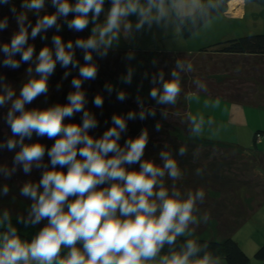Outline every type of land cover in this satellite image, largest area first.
Returning a JSON list of instances; mask_svg holds the SVG:
<instances>
[{"label":"clouds","instance_id":"1","mask_svg":"<svg viewBox=\"0 0 264 264\" xmlns=\"http://www.w3.org/2000/svg\"><path fill=\"white\" fill-rule=\"evenodd\" d=\"M51 2L55 11L40 15L45 0H21V8L26 11L16 14L17 30L10 43L0 44V52L5 54L0 63L19 67L21 61L31 60L34 68L28 67L27 72L39 74L29 75L18 92L0 77V107L8 105L4 119L12 133L6 141H0V147L19 149L12 167L0 165V173L10 176L17 166L25 173L33 167L43 168L39 180H28L20 187L21 195L31 203L26 216H17V221L25 225L43 224L31 239L22 238L9 211L0 213V264H220L207 241L199 243L196 238H188L176 246L177 237L191 236V225L209 219V212L200 209L206 197L205 188H187L182 192L175 186L176 179L184 173L170 151L159 153L162 163L142 159L149 140L146 128L135 138L127 137L120 143L127 121L137 116H154L153 108H146L138 96V112L113 113L111 126L102 135L89 134L98 121L85 108L87 97L81 85L97 74L93 52L106 55L121 36L128 37L134 30L160 22L168 14L167 0H111L106 12L105 0ZM11 11L16 13L15 6ZM29 12L37 16L34 24L28 19ZM102 12L104 18L100 20ZM69 13L74 15L69 18ZM131 15L136 16L135 22L129 19ZM61 18L76 31L94 23L86 38L65 42L54 34L53 46L42 47L33 58L34 45L28 43L29 37L34 38L52 26L59 29ZM7 26L8 17L0 18V30ZM75 48L84 50L87 63L79 64ZM17 52L21 53L19 60L15 58ZM132 55L128 53L129 57ZM57 62L66 68L79 64V75L71 80L75 90L67 94V103H54L43 109L26 108L38 94L47 93L48 78ZM193 68L191 60H177L170 73L172 78L165 79L163 71L154 74L152 82L157 86L150 89L149 95L157 104H174L181 92V72ZM132 74L129 67L122 78L130 82ZM68 75L69 71H65L64 76ZM195 83L198 89H207L204 80L196 78ZM105 88L111 92L113 86L105 84ZM126 95L123 90L117 92L118 99L123 100ZM103 99L97 94L93 103L101 106ZM215 103H219V98ZM76 112H82V122H64L65 117ZM189 120L192 134H199L213 123L212 117L205 118L203 113L192 114ZM156 128H160L159 122ZM34 133L56 138L50 147L38 141L26 143L25 138L30 140ZM185 152L186 148L181 146L179 153ZM45 153L50 158L47 162ZM137 162L138 169L129 167ZM195 171L199 175L203 169ZM166 176L172 180L171 188L165 186ZM8 191L7 184L0 187V195ZM165 245L168 250L162 252Z\"/></svg>","mask_w":264,"mask_h":264},{"label":"trees","instance_id":"2","mask_svg":"<svg viewBox=\"0 0 264 264\" xmlns=\"http://www.w3.org/2000/svg\"><path fill=\"white\" fill-rule=\"evenodd\" d=\"M177 1L167 0L171 8ZM198 1L197 8L189 14H178L172 8L181 36L185 39L192 37L212 19L226 13L231 0ZM246 1H252L264 7V0ZM46 2L51 3L50 8H48L49 11L40 10V15L55 11V6L51 0H45ZM12 6H15L16 13L11 11ZM21 11H26L21 8V0H8V3H0V18L8 17V26L0 30V44L10 43L12 34L17 30L16 14ZM68 15L71 18L74 14L69 13ZM36 18L37 16L34 13H28V19L33 24ZM58 22L61 25L59 29L52 26L46 31L38 33L34 38L29 37L28 43L34 45L33 58L42 47L53 46L52 36L54 34H59L65 42L68 40L75 41L78 37L86 38L90 34L88 26L82 31H76L69 28L63 18ZM42 35L45 38L42 39ZM131 52L133 53L131 57L124 51L116 52L110 49L103 56L93 52V60L97 64V74L95 78H91L92 85L88 83L89 85H81V87L87 97L85 108L89 111L95 106L93 99L97 93L94 90V84L99 85L102 89L100 95L104 99L103 106L98 112L101 118L96 126L98 132L103 133L111 126L113 113L126 115L129 110L138 112L137 97H141L144 106L153 108L155 115H146L144 119H140L139 116L129 119L127 128L123 133L135 138L141 129L146 128L149 133V140L145 146L142 159H151L156 163H162L159 153L170 151L184 173L176 179L175 186L180 188L182 192L187 188L195 189L196 187H204L206 190V197L200 205V209L201 212H209V219L206 222L191 225L193 228L191 236L181 235L177 237V248L184 240L196 238L199 243L207 241L209 250L216 256L222 257L225 264H249V257L239 244L233 240L232 235L253 212L264 204V153L258 151L257 148L247 151L239 146L195 138L190 133L191 122L189 120L187 98L191 94H199L224 99L234 104L252 107L264 106V34L245 35L218 41L201 48L196 53H170L151 49L142 52ZM83 54V49L75 48V58L79 61V64L87 63L83 59ZM4 55L0 52V61L3 60ZM20 56L21 53L19 52L15 54L17 60L20 59ZM177 60H191L194 68L192 71L181 72V92L174 104H157L155 99L149 95L150 89L157 86L152 82V77L159 71H163L165 79L172 78L170 73L176 67ZM79 64L76 67L69 64L66 68L57 62L54 71L48 78V82L53 80L55 86H57L56 83H61L56 95L52 96V100L49 101L47 98L50 92L38 94L25 107L43 109L54 103H67V94L75 90L71 80L72 74L79 71ZM30 66L34 68V63L31 60L21 61L19 67H10L0 63V77L3 78L5 84L18 92V89L26 82L29 75H39L38 73L29 74L27 68ZM129 67L133 69L132 79L130 82H125L123 79L124 82L122 83L123 85L126 84L127 95L121 100L116 96L118 90L113 86L114 89L109 92L105 88V84L122 79ZM65 71H69L67 77L64 76ZM108 75L110 77L114 76L110 79ZM196 78H200L207 83L206 90L197 88ZM108 79L110 80L108 81ZM108 101H111V104H113L112 102L117 103V105L113 104V110L108 106ZM7 107L8 105L0 107V120L1 117H5ZM93 113L96 114V112ZM81 116L82 112H76L72 116L65 117L64 122L80 123L82 122ZM157 122L160 124L159 129L156 128ZM4 130V127L0 124V141H6L12 135L10 132L7 136ZM258 134L259 132L255 133V138ZM55 138H49L46 135L37 136L34 133L32 140L50 147ZM181 146L186 148L184 154L179 153ZM16 149L18 147L13 149H8L6 146L0 147V165L11 168L14 152L19 150ZM244 158H249V163L254 162L253 167L257 169V176L259 177L258 183H253L252 176L249 179L239 177L238 164H248L245 163ZM49 159L47 153H45L44 161L47 162ZM138 163L129 165V167L138 169ZM48 167L50 168L52 165L49 164ZM196 168H202V173L196 174ZM35 172L33 174L34 178L29 179V177L24 182L39 180L42 174L40 169H36ZM1 174L0 186L7 184L8 181L11 182L8 183V193L0 195V213L8 210L11 221L14 224L24 226L27 231V233L18 232V234L22 238L31 239L43 222L40 225L32 226L17 221V216L27 215V209L31 201L20 193V187L23 184L18 185L19 175L17 170L10 176L3 175L4 177H2ZM2 178L7 179L6 182L3 180L2 183ZM164 179L165 186L171 188V178L166 176ZM255 188L258 190L257 192L254 191ZM167 250L168 246L165 245L162 252ZM255 257L264 261V245L257 250Z\"/></svg>","mask_w":264,"mask_h":264},{"label":"rangeland","instance_id":"3","mask_svg":"<svg viewBox=\"0 0 264 264\" xmlns=\"http://www.w3.org/2000/svg\"><path fill=\"white\" fill-rule=\"evenodd\" d=\"M182 1L183 0H178L174 3L172 8L176 13L180 10V3ZM189 1L190 0H186V3H188V5L192 8V6H194L195 0L193 4H189ZM110 4L111 0H105L104 12L108 10ZM50 6L51 3L46 2L45 8L41 9V11H49L48 8H50ZM168 6V14L160 22H154L151 26L145 25L140 30H134L133 33L128 37L121 36L120 40L117 43H114V45L109 49L116 52L124 51L126 53L131 51L142 52L143 50L151 49L162 52H184L188 54L196 53L205 46L229 38L253 34H264V7L252 1H246L243 8L244 12L240 17H231L228 16V13V15L221 14L206 23L189 39H185L181 36L180 28L174 15V11H172L170 5ZM234 9L235 11L230 8L229 11L230 15L232 16L236 15L238 11L236 8ZM104 12L101 13L99 17L100 20H103ZM129 19L135 22L136 16L131 15ZM93 23L94 22H90L88 25L89 33ZM78 75L79 71H76L74 74H72V78ZM113 76H109L110 79H112ZM110 79H108V81ZM91 80V78L84 80L82 85H92ZM51 81L48 82L47 91L50 92L47 98L49 101L50 99L52 100V96L56 95L61 85V83L58 82L56 83L57 86H55L53 80ZM122 82H124L123 78L119 79L118 81L116 80V82H108V84L114 86L118 91L123 90L126 92V84L123 85ZM94 90L97 94H100L102 89L99 85L94 84ZM216 99L217 98L199 94H191L187 98L190 115L203 113L205 118L211 116L213 120L211 126L206 125L199 134H193V136L195 138L211 142L239 146L240 148L247 151L257 148L258 151L264 153V106L252 107L249 105L234 104L233 102H229L224 99H219V103L217 104L215 103ZM112 103L117 105L116 102ZM113 104H111V101H108V106L112 108V110L114 106ZM102 106L103 104L101 106L95 105L90 110L92 113L96 112L95 116L98 123L101 120L98 112ZM0 124L4 127L5 134L9 136L11 130L5 122L4 117H1ZM256 132H259V134L255 138ZM89 134L93 135L94 137H99L102 135V133L98 132L97 127L89 129ZM32 137L30 140L25 138L26 142H33ZM127 137L132 136L123 133L120 143L123 144ZM109 155H111V153H109ZM244 159L246 161L245 163L248 164H238L237 171L238 174L241 175H239V177L241 179H249L252 176L253 183H258L259 177L257 176V169L253 167L254 162L249 163V158ZM137 165H139V163ZM36 169L38 168L33 167L29 173H25L21 167L17 166L19 175L18 185L23 184L24 180L29 177V179L34 178L35 176H33V174L36 173ZM39 169L42 173L43 168ZM1 175L4 177L3 174ZM3 180L6 182L7 179L2 178V183L4 182ZM9 182L11 181L6 182L7 185ZM16 184L13 185L15 186ZM254 191L257 192V188H255ZM12 224L17 228L18 232L27 233V231L24 229V226L14 224V222H12ZM232 238L239 244L245 254L249 257V264H264V261L258 260L255 257L257 250L262 245H264V204L255 212H253L245 220V222H243L240 228L233 233ZM222 263L225 264L223 258L220 259V264Z\"/></svg>","mask_w":264,"mask_h":264},{"label":"crops","instance_id":"4","mask_svg":"<svg viewBox=\"0 0 264 264\" xmlns=\"http://www.w3.org/2000/svg\"><path fill=\"white\" fill-rule=\"evenodd\" d=\"M198 2H199L198 0H195V3H194V0H190L189 4L194 3V6H192V8H191V6H189L188 3H186V0H183L180 3L181 4L180 10L177 13L184 15V14H189V13L193 12L198 6ZM245 3H246V0H238V1L237 0H231L229 2L228 11L224 14H226V15L229 14L228 16H231V17H240L244 12L243 8H244ZM187 6H189V7H187ZM230 8H232L234 11H235L234 8H236L238 10L237 14H236L237 16L236 15H234V16L230 15V13H229ZM219 258L222 259V257H219ZM222 264H224V263H222Z\"/></svg>","mask_w":264,"mask_h":264}]
</instances>
